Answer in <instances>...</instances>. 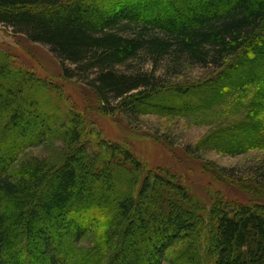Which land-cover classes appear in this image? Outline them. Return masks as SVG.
<instances>
[{"label":"trees","instance_id":"16d2710c","mask_svg":"<svg viewBox=\"0 0 264 264\" xmlns=\"http://www.w3.org/2000/svg\"><path fill=\"white\" fill-rule=\"evenodd\" d=\"M0 25L47 45L64 80L131 125L253 96V124L187 152L264 151V0H0ZM194 66L211 75L180 78ZM85 122L60 86L0 50V264H264V162L235 182L251 202L206 203ZM39 147L53 158L28 154Z\"/></svg>","mask_w":264,"mask_h":264},{"label":"rangeland","instance_id":"374dc122","mask_svg":"<svg viewBox=\"0 0 264 264\" xmlns=\"http://www.w3.org/2000/svg\"><path fill=\"white\" fill-rule=\"evenodd\" d=\"M0 50L15 56L19 64L39 77L60 86L65 104L74 106L85 115V131L97 130L112 142L126 143L147 167L153 170L164 168L175 173L191 194L206 203L212 204L222 199L237 203L252 201L235 182L245 183L258 176L264 162V151L250 150L232 156L210 150L201 151L198 153L199 158H194L187 149H193L218 129L234 127L241 122L242 126L253 124L247 117L250 111L247 109H252L253 96L232 101L226 112L221 108H212L196 119L143 116L138 124L131 125L120 114L102 115L98 110V99L90 89L76 80H64L59 62L47 45L32 43L0 25ZM150 65L146 66V71H150ZM158 69V74L164 75L163 70ZM210 72L206 68L194 66L185 69L180 78L198 81L210 76ZM61 145L57 143L56 148ZM28 154L40 159L53 158L51 148L46 147L33 148ZM208 164L224 169L231 179L227 175L224 178L212 175L203 168Z\"/></svg>","mask_w":264,"mask_h":264}]
</instances>
